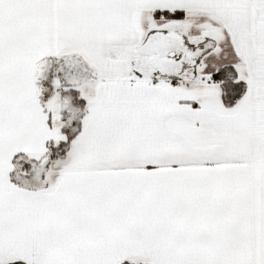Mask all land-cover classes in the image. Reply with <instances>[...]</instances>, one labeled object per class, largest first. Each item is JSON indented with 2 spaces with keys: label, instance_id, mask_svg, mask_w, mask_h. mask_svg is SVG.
I'll list each match as a JSON object with an SVG mask.
<instances>
[{
  "label": "snow or ice",
  "instance_id": "6c2138e0",
  "mask_svg": "<svg viewBox=\"0 0 264 264\" xmlns=\"http://www.w3.org/2000/svg\"><path fill=\"white\" fill-rule=\"evenodd\" d=\"M0 264H264V0H0Z\"/></svg>",
  "mask_w": 264,
  "mask_h": 264
}]
</instances>
